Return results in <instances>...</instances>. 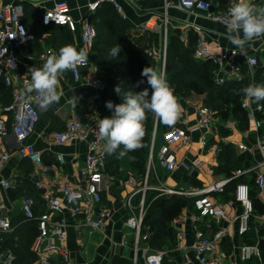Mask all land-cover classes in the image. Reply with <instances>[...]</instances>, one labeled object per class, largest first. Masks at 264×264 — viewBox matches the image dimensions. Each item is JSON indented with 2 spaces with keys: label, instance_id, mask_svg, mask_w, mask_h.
Segmentation results:
<instances>
[{
  "label": "built area",
  "instance_id": "1",
  "mask_svg": "<svg viewBox=\"0 0 264 264\" xmlns=\"http://www.w3.org/2000/svg\"><path fill=\"white\" fill-rule=\"evenodd\" d=\"M221 1L226 12L230 6V0ZM23 2L24 0H16L14 3L5 4L4 0H0V87L10 94V102L6 106L2 107L0 101V139H5L9 133H13L21 146L22 156L28 159L36 168H41V154L34 146L29 144V139L39 123L43 106L35 93L26 94V81L31 79V74L29 70L24 73L20 71L16 53V46L28 47L34 38L23 23L25 15ZM247 2L254 5H264V0H247ZM103 4L113 6L121 18L126 20L127 16L115 0H94L88 4L87 14L82 19L79 30L69 4L65 0H54L53 9L42 15L41 24L43 27L64 26L76 35L80 32V46L90 56V51L96 39V30L91 23V19L96 10ZM177 7L179 10L188 13L198 11L218 23H222L221 18L225 14V12L224 14L213 12L211 3L206 0H178ZM167 22L168 18L165 13L160 23L166 27ZM156 26L157 22L149 21L145 28L153 30ZM194 31L197 36L193 52L194 58L215 66L218 84H224L227 79L237 82L242 81L244 78L243 65L248 70L251 84H257L258 70L261 69L264 72V62H261L257 55H247L246 53L243 55L239 53V50L211 47L207 44L200 29L195 28ZM186 34L185 32L181 35L183 41H186ZM166 50L167 34L165 30L161 47L158 50H147L150 57L161 63L160 71L163 72H165ZM52 55L57 54L52 49H47L40 54L28 53L25 58L30 62L43 65L46 59ZM69 73L75 84H84L98 91L104 89V83L98 76L90 58L86 66L78 67L76 71H69ZM101 98L102 95L97 94L93 99L86 101L87 111L97 113ZM241 107L248 115L250 127L253 126L254 130L259 133V137L253 149H248L242 144L234 145L240 152H249L252 156L255 152H259L262 155V162L254 163L250 168L236 171L229 179L226 177L214 179L215 176L212 173V182L202 185L200 188H189L187 190L170 188L166 183L160 188L151 187L148 174L140 187L135 184L134 178L128 179L126 185L135 187L132 198H136L137 201V204L132 203L133 213L125 222L126 227L135 233V250L131 260L132 264H163L166 257V252L155 251L150 248H147L143 258H140L137 252L140 245H147L150 237V230L144 224L146 195L149 192L157 193L159 197L177 196L189 198L193 201L192 211L195 214L191 220L196 226L193 254L198 264H222L220 257L221 244L227 237V232L217 226L210 234L205 230L207 221L237 223L238 235L243 242L240 247L241 260L247 264H250L253 260H256L255 264H264V254L261 252L259 244H250L248 240L243 241L253 223L259 227H264V173L260 172L264 168V108L260 103L254 102L245 95ZM177 122L179 123L178 127L169 129L164 133L163 142L158 149L157 157L161 168L168 174L173 173L178 168H183L187 172H200L203 168V162L198 160L191 164L179 160L175 155V148L190 145L193 136L197 138L199 153L214 154L218 163L219 142L222 139L217 140L221 136L216 128L217 119L214 112L201 104L196 121L192 126H188V123L179 117ZM222 126L233 132L236 123L228 121ZM97 133V126L90 128L78 116H74L66 123L62 131L53 134V141L58 145L88 141V149L84 156L79 185L58 184L41 188L42 200L45 203L44 213L38 216L35 215L32 198L24 197L22 200L21 213L24 220L37 223L38 235L32 244V252L36 256L34 264H66L68 261V252L64 248L68 238L67 228L63 220L55 221L54 219V217L62 214L58 197L69 207L71 215L73 217L81 216L84 226L91 230H101L111 217L110 210L103 207L99 185L106 170L109 154L104 151V142L98 140ZM154 157L152 152L149 169ZM9 159V153L3 151L0 155V172ZM58 160L63 163V156L58 155ZM252 174H255V186L260 205H262V213H257L255 209L251 197V188L248 184L238 183L230 191L227 188L230 182L242 177H249ZM9 187L8 182H2L0 184V196L2 191ZM130 202L132 201L130 200ZM3 209L0 206V210L3 211ZM183 214L171 223L177 241H181L185 237L180 229L181 221L184 219ZM12 229L11 219L0 214V231L11 232ZM13 259L12 254L3 257L0 239V263L11 264Z\"/></svg>",
  "mask_w": 264,
  "mask_h": 264
},
{
  "label": "crops",
  "instance_id": "2",
  "mask_svg": "<svg viewBox=\"0 0 264 264\" xmlns=\"http://www.w3.org/2000/svg\"><path fill=\"white\" fill-rule=\"evenodd\" d=\"M15 1L4 0V3L10 4ZM65 1L69 4L72 10V16L80 30L82 19L87 14L88 4L94 0ZM115 1L122 7L124 14L127 16L126 20L121 19L129 25L128 34L132 44H137L141 39L147 38L152 42V48L158 50L164 40L165 30L168 40L169 31L171 33L172 31L178 30L181 32V35L186 32L188 38L189 34L196 35L194 29L197 28L202 32L209 46L221 47L224 50H239L226 39V28L222 23L214 22L198 11L188 13L179 10L177 7L178 0H163V6L158 9H143L139 0ZM206 1L211 3L213 12L224 14L225 8L221 0ZM23 4L26 10V24L28 29L32 31L34 30L35 24L41 27L42 15L53 9L54 0H24ZM255 6L259 8L264 5L257 4ZM165 13L168 18L166 27L160 23ZM31 15H35V19H29V17H32ZM149 21L157 22V26L153 30H147L145 28ZM79 34L80 32L76 35L77 50L82 49L79 43ZM40 45L43 51L52 49L51 46L46 45L44 36L40 40ZM16 50L19 69L22 73L33 66L37 68L42 67V65L30 62L25 58L26 54L32 53L31 44L28 47L16 46ZM91 54L90 51L89 58L92 61ZM246 54L257 55L261 62H264V37L250 42ZM92 64L97 70L96 65L93 62ZM258 73L261 74L264 72L259 69ZM101 80L104 83V89L98 91L84 84H75L69 71L60 77L57 88L61 94V99L58 103L42 107L39 123L29 139V144L34 146L41 154V168H36L28 159L22 156L21 146L13 133H9L5 139H0V155L3 151L8 152L10 155L9 161L0 172V184L2 182H8L10 184V187L4 189L1 193L0 206L4 209L3 211L0 210V214L10 218L11 222H17L11 232L22 223L18 221L23 220L21 204L25 196L36 192L39 194L41 201H43L41 188L52 187L58 184L79 185L84 156L88 149V141L58 145L53 141V134L62 131L66 123L74 116H78L90 128L96 126V122L99 119L104 118L102 112L91 113L86 109V101L93 99L97 94H107L111 97L118 95L114 90L117 84L113 78H101ZM0 94L1 106L4 107L10 101V94L6 90H1ZM74 97L78 101L76 107L69 102ZM178 104L181 109L179 118L186 121L188 126H192L197 118V112L201 105L200 100L198 98H191L186 101L180 100ZM216 125H225V122L217 120ZM163 136L164 133L159 132V135L156 137V140H159L161 144L163 142ZM258 137L259 133L254 130L253 126L242 132L238 129L236 123L233 132H231V136L226 139L220 137L217 140L222 139L225 143L242 144L248 149H253ZM154 149L156 151V147ZM155 153V158L149 172V184L155 188L162 187L164 183L168 187L169 185H175L176 187L174 189L178 190L195 188L189 184L190 179H194L202 185L208 184L212 182L211 174L218 165L214 154L199 153L196 136H193L190 145L175 148V155L179 160L191 164L198 160L203 162V168L200 172H187L183 168H178L173 173L168 174L161 168L157 152ZM58 155L63 156V163L59 162ZM253 159L255 163H260L262 162V155L259 152H255ZM119 167V177L111 176L105 171L99 183L103 198V207L110 210L111 213V217L107 221L106 226L101 230H91L85 227L82 217H73L66 203L58 197L62 207V214L54 217V219L55 221L63 220L67 228L68 238L64 244V248L68 252V261L66 264H132L131 260L135 250V233L126 227L125 222L133 213L131 208L136 198H132L135 187L126 185V182L128 179L134 178L137 186L140 187L142 183L138 182L135 174H132L133 172L131 171L130 160L128 158H122ZM260 172L264 173V168ZM217 178L222 177L215 176L214 179ZM34 208L36 210L35 212L40 211V207L37 206V202L35 204V201ZM42 213L40 212L38 215ZM194 214L195 212L192 209L187 208L184 210V219L181 221L180 229L185 237L181 241L176 240L173 249L166 252V257H170L173 264H198L193 254L196 226L192 223L191 218ZM205 225V230L210 234L217 226L227 232V237L221 244L220 257L222 264H247L240 258V247L243 242L238 235L237 223L229 224L225 221H207ZM28 230V226L22 227L17 234L22 240L30 241L32 237ZM11 232L0 231V239L3 240ZM147 248L150 247L140 245L137 250L140 258L144 257ZM3 249V257H6L8 254L13 255L14 259L11 264L20 263L21 257L16 259L8 247H4ZM56 262L58 261L56 260ZM255 263L256 260H253L250 264Z\"/></svg>",
  "mask_w": 264,
  "mask_h": 264
},
{
  "label": "trees",
  "instance_id": "3",
  "mask_svg": "<svg viewBox=\"0 0 264 264\" xmlns=\"http://www.w3.org/2000/svg\"><path fill=\"white\" fill-rule=\"evenodd\" d=\"M139 3H141L140 5L143 9H158L163 6V0H139ZM31 16L29 19H35V15ZM23 23L28 29L26 15H24ZM91 23L96 30V39L91 49V55L92 62L97 67V73L100 78H113L117 86H120L122 89V96L120 94L116 97H111L107 94L102 95L98 111L102 112L103 115H101L103 117H109L112 115V111L106 107V102L111 101L113 104H119L122 102L123 93L128 91L140 92L147 88L149 94H151V87L148 85L146 77H143L141 73L145 67L150 66L160 71L161 63L147 54L148 49H153L151 46L152 42L147 38L141 39L137 44H132L128 34L129 25L121 19L114 7L110 4H103L98 8L92 16ZM29 31L34 37L30 43L33 54L43 52L40 40L45 33L50 34V38L45 41L46 45L51 46L56 54L59 53L61 47L66 45H71L76 48V34L70 32L67 27L55 25L43 27L42 24L39 27V25L35 24L34 30ZM196 42L197 36L194 34H189L186 41H183L180 31L176 30L171 33L169 31L165 56V73L168 83L174 91L177 102L198 98L202 105L214 112L217 120L222 122L233 121L237 123L240 131L248 130L250 128L248 115L241 107L244 94L242 92L236 94V90L243 89L251 84L246 66L243 65L244 78L242 81L237 82L227 79L224 84L220 85L216 81L217 70L215 66L194 58L193 52ZM116 44L121 46L120 55L109 59V51ZM241 62L243 63L242 59ZM256 82L257 85L264 84V73L257 74ZM1 90L5 89L0 87V93ZM6 92L8 91L6 90ZM259 103L264 108V101ZM178 126L176 122L173 125H166L153 113H147L144 122L145 135L141 141L142 146L137 150L128 152L124 156H120L118 153L109 155L106 172L111 176L119 177L120 160L122 158H128L130 160L131 171L140 179L138 182L140 181L143 184L147 176L146 163L154 127L156 128L155 131L165 133L169 129ZM216 128L222 138L226 139L231 136V132L222 125H216ZM219 146L218 165L213 170L214 176L229 179L236 171L250 168L254 165L255 161L253 156L249 152H240L232 142L225 143L224 140H221ZM238 183H245L250 186L255 209L257 213H262V205H260L257 188L255 186V174L230 182L227 185L228 191L232 190ZM189 184L195 188L202 187V184L194 179H190ZM25 197L32 198L35 204L37 202V206L40 207L39 212H35L36 210L34 208L35 215L38 216V213L45 211V205L41 201L38 193H30ZM134 203L137 204V201L135 200ZM157 203L158 206H154ZM192 204L193 201L185 197H159L157 193H147L146 217L144 221L145 226L150 230L147 246L155 251L166 252L165 248L172 246V244L175 245V232L171 223L175 218L182 215L185 209H192ZM170 210H172L175 217L169 221L167 211ZM23 220L18 221L22 223L1 240L2 249L8 247L16 259L21 257L19 264H33L36 256L31 251V246L38 235L37 223ZM16 223L12 222V227ZM26 226L29 227L28 231L32 237L30 241L22 240L17 234L22 227L24 228ZM247 240L250 244L258 243L261 252L264 254V227H259L253 223L250 231L243 239V241ZM154 246H157L160 250L154 248ZM167 260L168 258L165 257L163 264H166Z\"/></svg>",
  "mask_w": 264,
  "mask_h": 264
},
{
  "label": "clouds",
  "instance_id": "4",
  "mask_svg": "<svg viewBox=\"0 0 264 264\" xmlns=\"http://www.w3.org/2000/svg\"><path fill=\"white\" fill-rule=\"evenodd\" d=\"M221 22L226 28V39L239 49L240 54L245 55L250 42L264 37V7L257 8L247 0H230ZM120 52L121 46L116 44L109 51V59L119 56ZM88 60V53L84 49L77 50L71 45L61 47L59 53L49 56L42 67L33 66L29 69L31 79L26 81V94L35 93L42 106L58 103L61 99L57 91L60 77L67 71L86 66ZM141 75L146 77L151 94L147 88L140 92L123 93L121 103L106 102L112 115L96 122L98 140L104 142V151L109 155L118 153L124 156L142 146L147 113H153L166 125H173L179 117L180 105L166 73L150 66L145 67ZM114 90L122 96L120 86ZM241 92L254 102L264 101V84H250L236 90V94ZM69 102L76 107L78 101L74 97Z\"/></svg>",
  "mask_w": 264,
  "mask_h": 264
},
{
  "label": "rangeland",
  "instance_id": "5",
  "mask_svg": "<svg viewBox=\"0 0 264 264\" xmlns=\"http://www.w3.org/2000/svg\"><path fill=\"white\" fill-rule=\"evenodd\" d=\"M44 39H45V41L46 40H48V38H50L49 36H50V34H47V33H45L44 35ZM46 43V42H45ZM155 123H156V121H155ZM176 123L179 125V123L176 121ZM155 127H156V125H155ZM154 127V131H153V134H152V138H151V142H150V151H149V154H148V158H147V163H146V174H148V177H149V172H150V169H149V161H150V156H151V153L153 152V157H154V155L156 154L155 152H158V149L160 148V141L159 140H156V137L159 135V131L157 132V131H155L156 130V128ZM161 133H163V132H161ZM235 135H237L236 133H235ZM156 147V151H155V147ZM155 158V157H154ZM106 171V170H105ZM132 174H134V173H132ZM136 175V174H135ZM137 179L138 180H140L138 177H137ZM148 181H149V179H148ZM139 183H140V181H139ZM169 187L170 188H175L176 186L175 185H169ZM156 202V201H155ZM154 206H158V203L157 204H154ZM167 215L169 216V221L170 220H172L174 217H175V215H174V213L172 212V210H170V211H167ZM133 232V231H132ZM134 233V232H133ZM173 234H174V232H173ZM173 236V235H172ZM174 238H175V242H176V237H175V235H174ZM173 245L174 244H172V246H169V247H167V248H165V251L166 252H168V251H171L172 249H173ZM154 248H156V249H158V250H160L159 248H157V246H154ZM168 258V260L166 261V264H173L172 262H171V258L170 257H167Z\"/></svg>",
  "mask_w": 264,
  "mask_h": 264
}]
</instances>
